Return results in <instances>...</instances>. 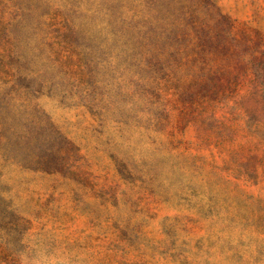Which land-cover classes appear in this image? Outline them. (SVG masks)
<instances>
[{"label": "rangeland", "instance_id": "rangeland-1", "mask_svg": "<svg viewBox=\"0 0 264 264\" xmlns=\"http://www.w3.org/2000/svg\"><path fill=\"white\" fill-rule=\"evenodd\" d=\"M0 264H264V0H0Z\"/></svg>", "mask_w": 264, "mask_h": 264}, {"label": "trees", "instance_id": "trees-1", "mask_svg": "<svg viewBox=\"0 0 264 264\" xmlns=\"http://www.w3.org/2000/svg\"><path fill=\"white\" fill-rule=\"evenodd\" d=\"M189 25L196 33L197 44H196V60L207 64L209 56H212V42L210 37L209 28L199 20L198 17L194 16V13L191 12L189 16ZM148 31L142 35V41H140L141 49H147L146 42L149 40L151 42L152 36H148ZM163 35V32L160 36ZM158 62H161V59L158 58ZM195 62V61H193ZM202 69V68H201Z\"/></svg>", "mask_w": 264, "mask_h": 264}]
</instances>
